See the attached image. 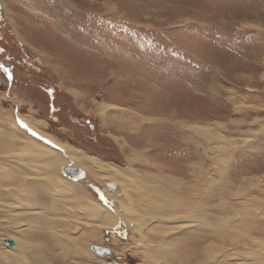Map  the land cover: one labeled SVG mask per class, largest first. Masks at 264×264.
<instances>
[{
    "label": "rangeland",
    "instance_id": "374dc122",
    "mask_svg": "<svg viewBox=\"0 0 264 264\" xmlns=\"http://www.w3.org/2000/svg\"><path fill=\"white\" fill-rule=\"evenodd\" d=\"M0 65L11 71L9 78L0 70V125L21 135L19 145L54 149L66 163L60 179L117 213L102 226L70 215L72 203L48 215L15 210L23 203L19 188L1 184L12 196H0V264H16L8 258L18 252L3 243L13 238L42 243L45 264H152V236L184 225L193 235L180 236L181 264H214L223 254L231 255L227 264H264V0H0ZM0 146V160L24 178L18 152ZM93 161L105 168H91ZM68 167L82 170L81 178L67 175ZM116 168L135 171L145 189L158 179L184 182L185 210L164 221L125 219L120 188L131 178L112 174ZM164 187L178 198V186ZM243 210L247 231L231 229L227 242L202 234L204 219ZM202 211L211 214L202 219ZM39 217L55 224L30 225ZM91 234L97 240H86ZM90 246L115 256L99 258Z\"/></svg>",
    "mask_w": 264,
    "mask_h": 264
},
{
    "label": "bare ground",
    "instance_id": "6f19581e",
    "mask_svg": "<svg viewBox=\"0 0 264 264\" xmlns=\"http://www.w3.org/2000/svg\"><path fill=\"white\" fill-rule=\"evenodd\" d=\"M20 120L23 123L24 122L29 123V125H30L29 127L33 128V126H32L33 124L29 120L26 121L22 117ZM11 126L16 128L15 124H12ZM12 131L13 130H10L9 128L5 127L2 124L0 125V138L4 134L6 135V133L10 132V134L9 133L7 134L9 137L8 138L9 142L8 143L6 142L5 143L6 145H4L5 141H0V145L6 147L8 149L11 148L12 150H16L18 152V154L15 155L16 156L15 160L20 162V166L19 167L16 166V167H17V170H21V168H22L21 173H23L24 178L19 177L20 175H18V173H16L15 171H13V169L11 168V164H7V163H5V161H3V159H1L0 163H3V166L0 167V185L1 184L2 185L13 184V185H15L16 189L19 188L17 195H18V197H20L23 200L21 202H23L24 204L19 202L21 204H19L18 209H15V210H26V211L38 210L42 214L48 215L49 213L55 212L59 206L66 204V203H72V204H75V206L77 205V207L70 210L71 211L70 215L71 214L73 215L76 212L80 213L84 217H88L90 219V222H92L93 224H102V226L103 225L107 226V224H113L115 222V220L117 219V213L115 215H112L108 211V209L105 208L103 205H101L100 203L96 202L93 199H90L88 197V195L83 190H81L82 188L78 189L79 187H77L78 185H76V183H72V182L69 183L66 180H63L62 177L60 179V177L58 175V171L64 164L66 165V163H63L64 159L62 157H60L56 151H53L54 149H52L51 147L42 146L41 144H39L33 140H31V142L29 141L27 143H22L21 145H19L16 142V139L20 138L21 135L18 133H13ZM37 131H39V130L37 129ZM9 135H11L13 137H11ZM44 137L46 138L45 134H44ZM47 139H48V136H47ZM50 141H52V143L53 142L56 143L55 142L56 140H54L52 138H50ZM11 152L13 153V151H11ZM11 152H9V154ZM14 154H12V155L14 156ZM78 156H76V157L82 158L81 155L79 157ZM66 158L68 159L67 162H70L72 160L69 157L68 152H67ZM131 160L129 159V161H131ZM129 161H128V163H129ZM90 164L92 165L91 168H93V167H104V166H102L101 163H99L97 161H93ZM75 168H77V167H75ZM86 168L88 169V173L89 172L93 173V171H94L93 169H91L89 167H86ZM97 169H98V171H102L101 168H97ZM80 171L82 172V170H80ZM62 172L64 173V168L62 169ZM111 173L112 174L127 173L126 176L131 178V180L129 182H126L120 188L122 193H123L124 198H122V200H120L122 202H118V205L120 206V209L122 212H124V211L126 212V213H124V216H123L125 219H133L135 221H138V220H142V218L145 220V217L148 216L150 218L149 220H151L152 218H160L162 221H164L163 219H167V218L169 219V217L173 216L177 212H181L183 209L185 210V195L182 194V192L185 193V183L184 182H182L180 180H176V181L171 182V184H172L171 185L170 181H166L167 179L166 180L165 179L164 180L158 179V181L160 183L151 181V182H153L154 185H150V182L148 181L149 179L148 178L146 179L144 177V180L146 182H149L148 186H151L150 189H145L144 187H140L139 183L135 182V180H137L140 175L135 177L136 172L131 170L130 168H128L127 170H121L120 168H118V169L116 168ZM27 175H28V177H27ZM31 177H35L36 180H33L35 178L30 179ZM144 184H145V182L142 183V181H141V185H144ZM133 185L138 187V189H139L138 193L136 192L135 194H131V192H129L130 189L133 187ZM146 185L147 184H145V186ZM164 185H167V187H170V188L173 187L174 185L178 186L180 188V190L178 192L173 193L176 196H178V198L172 196V192L169 191L167 188H165ZM108 187L111 189H114V190L116 189V186H114V185H108ZM171 190H172V188H171ZM9 195H11L9 192H6V193L2 192L0 194V196L3 199H6ZM36 196L41 201H43L42 202L43 205L38 204L36 202V199H35ZM79 204H81L82 206H80ZM204 205H205V203H204ZM21 206H23V207H21ZM72 206H74V205H72ZM47 207H50V209H46ZM5 209L6 210H2L5 213H8L9 211H11L10 207H5ZM164 209H165V213L169 214L167 217H165L166 215H163L164 213L159 212V210H164ZM78 210H79V212H78ZM12 211H13V209H12ZM151 211L155 212L154 216H150V214H148V212H151ZM225 211H227V210H224V212ZM247 211L248 210H243V212H238V215H237L238 217H236V218H230L228 212L227 213L222 212L224 216L218 217L216 219L212 218L211 220L204 219V217L211 214V212L208 213L206 211H202L201 217H202V219H204L203 224L205 225L202 228V234L204 233V234L210 235V237L212 235V238L217 239L219 242L229 241L228 238L229 239L232 238L230 236V234H231V232L235 233V231L233 232L232 230H236V227H238V229H237L238 231H241V229H244L242 227H245L246 231L251 227L248 224L249 219L246 216ZM158 213H161V215H159ZM125 214H126V217H125ZM162 216H164V217L162 218ZM217 216H219V215H217ZM177 219L178 218H176L175 220H177ZM45 220H46L45 218H41V217L36 218V219L34 218L33 220L31 219L30 225H36L41 230L51 229L53 224H55V223H53L50 219H47L46 221ZM175 220H171L170 222H173V224H174ZM157 222L162 223L159 221H157ZM199 222L200 221H198L197 225H199ZM139 223H140V221H139ZM144 225L145 224H143V222L138 224V226L141 229H143ZM143 230H146V229H143ZM162 230L165 231L164 229H162ZM192 230H195V227H193ZM95 233L97 234V232H95ZM160 233L162 235L158 234V236H154V235L152 236L153 240L158 241L157 244H155L154 241L152 240V242L154 244L147 245L148 247H152V248H149V251L151 254V261L153 259V262H151V263L152 264H169V261H171V264H181L182 263L181 261L177 262V258H183L184 259V256H185V244H184L185 239L180 238V236H185V234L188 236H191L190 235V234H192L191 231H188V232L185 231V225H184V228H182V229H178V230L173 229V230H169L168 233H166V232H160ZM236 233H237V231H236ZM238 233H240V232H238ZM41 234H39V235L41 236ZM28 235L29 234L27 233L26 236H28ZM228 236H230V237H228ZM96 237H97V235H96ZM96 237L92 234L87 235L86 240L87 239L97 240ZM41 238H45V236H42ZM14 239L15 238H13L12 240H14ZM19 239L14 240L15 241V247L14 248L18 252V256L10 257V254H9L8 260L10 263L29 264V262H32L29 259H32V260L35 259L39 264H45L46 263V261L48 260V258H47V254H48L47 249L48 248L47 249L44 248V250H43V248H42L43 244L42 243H41L42 245L41 244L35 245L36 247L37 246H39V247L34 248L33 246H29V244H31V243L28 242L27 240L24 243H21V241H19ZM28 239H29V241H31L33 238L30 236V237H28ZM67 240L69 241V239H67ZM52 242L54 244H58L59 246L65 247L64 244H62L60 241H57V238H53ZM22 244H25V245H22ZM171 244H172V246H171ZM73 245H75L74 242H73ZM74 247H77V245H75ZM14 248H11V249H14ZM112 253H114V252H112ZM72 254L76 255V257H79V259L81 257L76 249L74 252L71 253V255ZM180 254H183L182 257L179 256ZM87 255L88 254H86V256ZM146 256H148V255H146ZM53 257H54V254H53ZM64 257L67 258V255H64ZM148 257H150V256H148ZM99 258H105V256L99 257ZM223 258L224 259H230L231 255L223 254ZM144 260H146V259L144 258ZM215 260L216 261H214L215 262L214 264H227L228 263L227 261H223L222 259H215Z\"/></svg>",
    "mask_w": 264,
    "mask_h": 264
},
{
    "label": "water",
    "instance_id": "95a60500",
    "mask_svg": "<svg viewBox=\"0 0 264 264\" xmlns=\"http://www.w3.org/2000/svg\"><path fill=\"white\" fill-rule=\"evenodd\" d=\"M65 172L71 178H77L78 180L81 178L80 176L83 174V172H81L79 169L70 168V167L66 168ZM3 243L8 248H14L15 247V241L12 239H5V240H3ZM89 249L91 252L95 253L99 257L111 256V255L115 256L114 253H112L110 250L105 249V248H101V247H97V246H90Z\"/></svg>",
    "mask_w": 264,
    "mask_h": 264
},
{
    "label": "snow or ice",
    "instance_id": "6c2138e0",
    "mask_svg": "<svg viewBox=\"0 0 264 264\" xmlns=\"http://www.w3.org/2000/svg\"><path fill=\"white\" fill-rule=\"evenodd\" d=\"M0 70H2L8 75L9 78H11V71L9 69L5 68L3 65H0Z\"/></svg>",
    "mask_w": 264,
    "mask_h": 264
}]
</instances>
